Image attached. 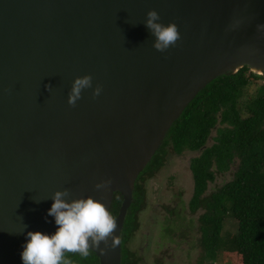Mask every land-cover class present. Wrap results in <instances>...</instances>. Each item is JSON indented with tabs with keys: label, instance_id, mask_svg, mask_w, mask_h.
<instances>
[{
	"label": "water",
	"instance_id": "95a60500",
	"mask_svg": "<svg viewBox=\"0 0 264 264\" xmlns=\"http://www.w3.org/2000/svg\"><path fill=\"white\" fill-rule=\"evenodd\" d=\"M149 10L178 25L175 47H153ZM258 25L264 0H0V264H22L27 232L55 233L48 210L64 189L109 212L121 194L120 245L92 251L100 264H122L140 172L213 79L244 66L264 74ZM84 75L92 88L72 107ZM109 179L107 191L95 189Z\"/></svg>",
	"mask_w": 264,
	"mask_h": 264
},
{
	"label": "trees",
	"instance_id": "16d2710c",
	"mask_svg": "<svg viewBox=\"0 0 264 264\" xmlns=\"http://www.w3.org/2000/svg\"><path fill=\"white\" fill-rule=\"evenodd\" d=\"M263 76L248 66L220 75L198 92L175 120L136 180L122 235V264H140L127 241L145 206V182L165 164L168 153L186 151H199L190 160L194 191L189 201L192 212L204 211L200 215L203 253L199 264H217L221 253L226 264H235L239 258L242 264H264V84L254 94L247 92L252 78ZM214 130L213 143L208 144ZM233 166L232 180L207 195L216 173ZM121 203L122 196L116 192L112 216H117ZM228 218L235 222L236 230L224 234ZM65 255L71 264H100L94 251L87 258L78 253Z\"/></svg>",
	"mask_w": 264,
	"mask_h": 264
},
{
	"label": "rangeland",
	"instance_id": "374dc122",
	"mask_svg": "<svg viewBox=\"0 0 264 264\" xmlns=\"http://www.w3.org/2000/svg\"><path fill=\"white\" fill-rule=\"evenodd\" d=\"M262 84L264 76L252 78L247 92L256 93L257 87ZM214 135L216 130L208 144L213 143ZM198 154L199 151L168 153L165 164L145 182V206L139 212L136 230L127 241V247L139 257L140 264H199L203 253L200 246L203 233L200 215L204 211L199 209L192 212L189 208L194 191L190 160ZM234 166L227 172L216 173L215 179L209 182L207 195L232 180ZM235 230V222L228 218L224 234ZM123 233L124 228L122 235ZM220 255L217 264H226L225 255ZM237 260L234 261L235 264H242L241 258Z\"/></svg>",
	"mask_w": 264,
	"mask_h": 264
},
{
	"label": "clouds",
	"instance_id": "9594fccd",
	"mask_svg": "<svg viewBox=\"0 0 264 264\" xmlns=\"http://www.w3.org/2000/svg\"><path fill=\"white\" fill-rule=\"evenodd\" d=\"M146 17L144 24L155 38L153 47L157 51L165 52L177 45L181 35L176 23L165 25L158 22L161 18L155 10H149ZM257 27L264 29V25ZM92 81L91 75L74 79L67 101L70 106H76L77 101L82 98L83 90L92 88ZM46 87L49 89L51 86ZM101 91L102 87L97 85L93 90V98L99 96ZM111 183L110 179L103 180L95 185V189L107 191ZM71 195L68 189L57 190L52 195L53 203L48 215L54 218L57 230L51 235L38 231L27 232V242L20 254L22 264H71L66 259V253H78L87 258L93 249L104 253L107 248L115 249L120 245L119 236L115 235L117 220L105 204L91 196L69 201ZM101 243L105 248H100Z\"/></svg>",
	"mask_w": 264,
	"mask_h": 264
},
{
	"label": "flooded vegetation",
	"instance_id": "af4514ba",
	"mask_svg": "<svg viewBox=\"0 0 264 264\" xmlns=\"http://www.w3.org/2000/svg\"><path fill=\"white\" fill-rule=\"evenodd\" d=\"M122 239V238H121ZM130 250V249H129ZM131 251V250H130Z\"/></svg>",
	"mask_w": 264,
	"mask_h": 264
}]
</instances>
